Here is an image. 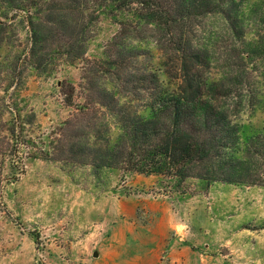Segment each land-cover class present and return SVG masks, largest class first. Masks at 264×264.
Segmentation results:
<instances>
[{"label":"rangeland","instance_id":"1","mask_svg":"<svg viewBox=\"0 0 264 264\" xmlns=\"http://www.w3.org/2000/svg\"><path fill=\"white\" fill-rule=\"evenodd\" d=\"M245 8L246 37L264 40L257 23L264 19V0H245ZM2 13L0 4V126L10 119L4 114L7 90L17 89L11 102L23 120L31 119L23 134L33 148L17 178L0 184V264H264L262 186L188 179L176 188L156 176L39 158L73 112L63 91L74 89V106L82 103L87 76L97 89H131L125 69L118 76L102 64L118 26L103 16L91 26L85 59L98 64L95 71L88 72L84 61L58 60L39 72L23 60L28 31L22 17ZM194 31L193 43L209 52L208 76L232 89L224 103L245 123L264 127V57L240 61L241 40L229 36L219 17L206 18ZM125 46L139 49L128 68L155 72L165 89H176L177 74L151 38ZM9 165L0 156V178H10Z\"/></svg>","mask_w":264,"mask_h":264},{"label":"trees","instance_id":"2","mask_svg":"<svg viewBox=\"0 0 264 264\" xmlns=\"http://www.w3.org/2000/svg\"><path fill=\"white\" fill-rule=\"evenodd\" d=\"M0 4L2 17L21 16L25 22L28 47L23 60L39 72L58 60L84 61L88 72L95 71L98 64L85 59L91 26L102 16L113 18L118 26L106 47L108 61L101 63L118 76L125 69L124 83L131 89H97L87 76L82 103L74 106V89L63 91L73 112L48 149L38 151L39 158L94 171L156 176L176 188L188 179L264 187V127L245 123L224 103L232 89L208 76L209 52L192 40L201 21L219 17L229 36L241 40L240 61L264 57V40L246 37L251 25L245 18V0H0ZM259 20L258 26H264V19ZM146 37L177 74L176 89H165L155 72L127 67L139 49L128 48L126 41L132 45ZM16 70L18 76L21 68ZM16 90H7L4 114L10 119H2L0 126V156L10 159L12 174L0 178V184L17 178L23 158L33 148L32 139L23 134L31 119L23 120L11 102ZM140 95L143 105L138 108L134 103ZM1 191L0 187L2 208Z\"/></svg>","mask_w":264,"mask_h":264}]
</instances>
